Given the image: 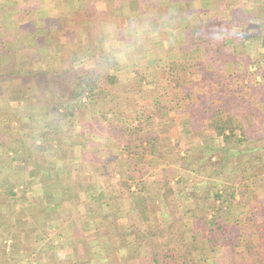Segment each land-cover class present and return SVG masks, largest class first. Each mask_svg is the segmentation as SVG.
<instances>
[{
	"label": "trees",
	"instance_id": "trees-1",
	"mask_svg": "<svg viewBox=\"0 0 264 264\" xmlns=\"http://www.w3.org/2000/svg\"><path fill=\"white\" fill-rule=\"evenodd\" d=\"M192 2L193 0H186L187 4ZM20 4L21 0H11L0 7V30L4 32L0 33V120L5 123L4 127L0 123V179L1 174H7L8 179L11 175L18 177L9 179L12 182L7 187L3 184L0 188L6 209H15L18 192L23 191L30 196L24 202L25 206H33L39 211L34 214L37 216L38 228L46 227L44 221L48 218L47 213L54 208L51 204L62 202L66 209L81 205L75 198L73 202L62 201V196L57 191L58 186L65 187L59 180L66 171L65 166L77 159L91 160L95 164V175L98 174L100 179L91 182L92 173L83 174L84 180L79 184V191L81 188L86 195L81 203L85 206L92 203L96 211L80 217L69 214L70 222L67 223V219L63 221L64 226L72 224L71 228L77 239L86 238L84 236L87 235L89 246L96 242L104 247L114 242L117 248L125 249L127 239L124 238L128 236L123 223H120L124 217L131 220V225L133 223L135 226L133 233L136 232L141 241L136 257L132 256L135 259L133 264L187 262L191 255L194 256L187 249L188 233L194 241L203 238L207 242V249L198 251L199 255L194 256H199L196 264L208 262L205 258L206 252L221 253L222 246L226 243L231 247L235 258L243 264H264V199L257 205L249 200L253 193L264 189L263 120L255 126V122L250 123L247 115H231L228 112L229 104L235 100L234 95L218 107L203 109L211 113V126L217 132L218 138L222 139L223 145L217 147L215 141L211 145L205 141L203 157L190 163L197 164V168L193 169L200 173L208 157L214 156L219 163L211 164V174L214 177H223L221 181H215L208 176L199 183L198 186L202 187L182 196V201L193 206L190 207L191 216L189 215L191 226H187L188 213L181 214L179 218L180 201L175 198L170 183L163 180L158 188L159 194L154 196L149 194L144 176H140V166L153 169L152 159L157 158L160 152L158 136L153 135L150 129L151 114H147V110L137 112L134 108V112L124 114V111H119L113 104L116 97L109 89L120 83L117 71H125L128 77L129 69L135 65L102 62L106 53L90 56L91 46L85 43H80L75 50H65L64 45L58 41L63 28L60 22L57 20L45 23L42 28H38L35 22L26 20L25 16L30 17V10ZM71 8V13H77L73 6ZM78 11L92 13L89 8H78ZM13 13L21 16L17 19V24L26 25L25 30L19 27V31H26V37L18 36L19 34L14 36V29L5 25V21ZM192 38L186 39L185 46L182 47L188 53V57L182 56L183 63L167 66L169 80L174 76L186 79L191 74L187 70V62L190 58L194 60L191 52H196L205 43V39ZM260 40L264 49V39ZM193 43L195 45L192 47ZM216 45L223 46L218 42ZM87 57V62L75 67L77 62ZM112 68L115 69L114 73L106 71ZM133 73L134 80H146V76H141L140 69ZM246 78L252 82L254 74L245 76L242 80ZM251 89L246 86L245 94ZM188 92L192 99L194 88H189ZM118 99L122 102L128 100H124L121 95ZM155 106L162 111L160 104ZM252 106L249 103L243 114L247 112L255 117L264 114V110L256 111ZM11 108L25 110L23 113L11 112ZM100 108L101 113L97 112ZM142 108L145 109L144 106ZM85 109L92 113V117L87 123H81L79 116ZM14 121L13 126L11 123ZM82 124L83 130L78 135L81 137L79 143L73 141L72 137L63 135L67 126L76 129L78 125L82 127ZM10 128H15V132ZM74 135L77 136V133ZM102 144L108 146V149H101ZM113 147L122 154H127V157L113 158L110 152ZM115 162L118 165L111 169ZM49 179L52 186L47 189L43 183ZM123 190L128 194L129 210L122 216L119 202L124 198ZM94 191L97 193H93ZM103 192H107V195H103ZM239 208L244 212L242 219L240 215L233 214V210ZM1 214L5 215L3 212ZM6 215L9 218L16 216L11 213ZM258 215L262 218L259 226L256 223ZM99 219L102 220L99 224L104 221L109 227L104 226L103 230L96 228V233H90L88 227L97 226ZM77 222L84 229L82 236L78 235L80 227ZM165 223L167 225L164 231L161 226ZM178 223L179 230L175 228ZM245 223L255 228L254 235H250V242L242 232L238 233L241 225ZM51 225L55 226L52 222ZM11 243L7 246L3 239L0 240L2 258L10 263L15 261L21 244L18 237L13 238Z\"/></svg>",
	"mask_w": 264,
	"mask_h": 264
},
{
	"label": "crops",
	"instance_id": "crops-1",
	"mask_svg": "<svg viewBox=\"0 0 264 264\" xmlns=\"http://www.w3.org/2000/svg\"><path fill=\"white\" fill-rule=\"evenodd\" d=\"M27 1L31 2V6L34 7L35 17L30 20L35 22L38 28H42L45 23H52L57 20L60 22L63 27L59 36L61 44L80 39V33L82 32L80 24L91 23L93 44L90 45V56L105 52L106 57L102 62L112 65H135L129 69L130 76L128 77L125 71H117L120 83L115 85L119 88L115 94V101H122L118 99L120 95L124 97V100L128 99L123 102L134 103V105L149 101L148 111L151 113V118H156L161 112L160 108L155 105H163L161 92L163 93V85L166 84L175 92V96L171 95V97L173 99L178 97L180 104L186 103L189 105L190 100L195 104L198 103L195 99L201 98L199 103H202L203 106L218 107L223 101L234 95L235 100L229 104L228 112L231 115L236 117L247 115L250 123L255 122V126L260 124L261 120L264 123V114L256 117L247 112L243 114V110L246 109L244 104H253V109L255 108L257 111L260 105L259 102H261V105L264 102V49L260 40L264 39V0H193L189 4L186 3V0H66V3L68 1L72 2L69 4L70 7L92 10L91 14L88 10L82 14L72 13L70 17L60 9L66 4L65 0ZM8 3V0H0V7ZM97 22L105 27V29L101 28L102 31L99 30L101 37H99L96 29ZM39 23L42 25H39ZM190 37L205 39V43L200 49L191 52L194 60L190 58L191 60L187 62V70L191 74L186 79L175 78L174 76L169 80L166 72L167 66L169 64L180 65L183 63L182 56L188 57V53L182 47L185 46V40L191 39ZM101 40L104 41L102 45L100 44ZM206 40L212 44H206ZM217 42L223 44V46H217ZM194 45L193 43L191 46ZM88 59L87 57L85 60H81L79 62L81 66ZM139 69L141 76H146V80L142 82L134 80L135 74L133 72ZM106 71L114 73L115 69H106ZM253 74L252 82H249L247 78L244 81L242 80L243 77H250ZM207 86L212 89L211 94L203 92L202 97L200 93L197 95L196 92L199 91L196 89ZM246 86L252 88L247 90V94L244 91ZM153 87L154 91H152ZM189 88H194L192 99L189 97L190 92H187L186 95L183 94L186 89L189 91ZM143 89L145 90L143 91ZM246 97L250 100L246 101ZM258 110L261 112L264 107ZM204 114L205 126L201 128L204 131L201 132L200 130L197 133L204 135L202 138L206 140L211 138L215 141L217 147H221L223 145L222 139L218 138L217 132L210 123L211 113L204 112ZM253 114L257 113L253 112ZM187 116L190 119V114H187ZM162 132L163 130L152 131L153 135L158 137L163 136ZM171 133H173V129ZM158 140L160 142V139ZM201 140L196 144L200 143ZM252 147L255 148L254 145ZM184 154L181 153L180 156L185 158ZM89 163L93 167L95 166L91 160L79 159V162H75L76 178L74 181L72 179L69 181L73 173L72 167L65 166L66 171L61 174V179H59L65 187H57V191L59 190L62 196V201L73 202L75 198L76 202L81 205L66 209L63 207L62 202L55 205L51 204L54 208H51L47 213L48 218L45 220L46 222L44 221L46 227L43 226L41 229L38 228L37 216L34 215L38 210L33 206L28 207L24 204L27 198H30L29 195L27 196L23 191H20L21 194L18 192V202L15 204V209L9 210L6 209L7 205L3 203L4 199L2 192H0V240L3 239L4 244L10 246L12 239L18 237L21 243L15 261L11 263L9 260L5 261L2 258V252H0V264L33 263L36 252L38 253L37 246L41 242L39 239L46 238V235L43 234L45 231L57 229L55 227L58 225L53 227L51 222L55 224L54 219L59 214L65 216L68 220L67 223H69V214L73 217H80L83 214L96 211V207L92 206H90L92 209H86L85 204L81 203L86 195L81 191V188L79 191V184L84 180L83 174L92 172ZM6 175L1 174L0 188L3 184L7 187V184L12 182L9 179L18 178L11 175L8 179ZM51 186L52 182L50 186L44 187L49 188ZM36 187L39 188L40 186ZM93 193L96 194L97 192L94 191ZM103 195H105V192H103ZM68 196L70 197L68 198ZM47 201L49 200L47 199ZM6 213L16 216L9 218ZM98 215L101 216V214ZM101 221L98 220L97 226L88 227L90 233L96 232V228H98L97 230H103L105 227H109L104 221L103 224H99ZM122 226L125 227V225ZM71 227L72 224L65 226L73 232ZM82 238L80 237L75 242L77 245L79 243L85 244L89 248L84 254L78 252L73 255L68 254L69 256L61 257L55 263L44 257L46 259L45 264H108L114 253L111 248H116L115 243L111 242L107 246L101 247L100 244L98 245L95 242L92 246H89L88 240ZM47 247L49 248L48 245ZM50 247L57 248L53 240ZM103 248L107 251L104 252ZM125 250L126 248L122 250V253Z\"/></svg>",
	"mask_w": 264,
	"mask_h": 264
},
{
	"label": "rangeland",
	"instance_id": "rangeland-1",
	"mask_svg": "<svg viewBox=\"0 0 264 264\" xmlns=\"http://www.w3.org/2000/svg\"><path fill=\"white\" fill-rule=\"evenodd\" d=\"M10 1L11 0H8V2H10ZM65 3H66V0H65ZM70 3H72V2L68 1L66 4H64V5L62 4L63 6L60 8L64 12V14L67 16L69 15V17L72 14L71 13L72 8L69 5ZM20 6L26 7V8L28 7V9L30 10L31 16H30V18L28 17V15L25 16L26 20L33 19L35 17L34 13H33L34 7L31 6V2H29L27 0H21ZM11 12H13V11H11ZM74 12L79 13L78 8L75 7ZM81 13H79V14H81ZM16 14L13 13L12 17L10 19H7L6 21L3 19L6 22L5 25L10 27L11 29H14V31L16 32V33L14 32V36H16V34H19L18 36H25L27 33H26V31H23V30H25L24 26L26 27V25L23 26L21 23L17 24V19L21 18V16L16 15ZM89 14H91V13H89ZM0 22H1V19H0ZM39 25H42V24L39 23ZM19 27L23 30L19 31ZM102 27L105 29L104 25L97 22L96 29L98 30V34H99V30L102 31V29H101ZM80 29L82 30V32L80 33V39L70 40L68 43L64 42V44L62 43L64 45L65 50H75L80 43L81 44L85 43V44H88L89 46L93 44V39L91 38V36H93V35H91L92 24L91 23H81ZM1 30H0V33H4ZM57 35H58V33H57ZM99 37H101L100 34H99ZM57 40H58V38H57ZM58 41L61 43L60 38ZM100 44L102 45V44H104V42L101 41ZM78 66H81V63L77 62L75 64V67H78ZM168 84L170 85V83H168ZM163 86H164L163 93L161 91L160 92H161V97L163 99L164 105L160 106V107H162V111H160L161 114L156 118H153V117L151 118V127L152 128H150V129H152L151 131H153V132H155V130H158V131L163 130V132H162L163 136L158 137V139H160L159 156L157 158L152 159V162L154 165L153 169L149 170L147 168V166H145V165L140 166V169H142V170H140V173H141L140 176H142V175L144 176L145 181H147V183H148L149 194H152L154 196L159 194L158 188L160 187V184L163 180L166 182H169L170 185L173 187V190H174L173 193L175 194V198H177L178 201H180L179 212H178L179 218H180L181 214L188 213V215H186V225L191 226L189 215L191 216V211H190L191 208L190 207H193V206H192V204L190 205L189 202L182 201V196L186 195L185 194L186 192H190L195 188L202 187V186H198L199 183H201L203 180H206V177H208V176H209V178H213L215 181L216 180L217 181L222 180V178L217 177V176L214 177L213 174H211L213 172V168L211 167V164L212 163H219L217 161L218 159L216 157L209 156L207 159L208 163L204 162V168H202V172H200V173L195 172V170L193 169L194 167L196 169L198 165L197 164L193 165V163L192 164L190 163V162L195 161L196 159H201L203 157V149L204 148H202V147L204 146L203 144L205 143L206 139L202 138V137H204V135H200L197 132L201 130L202 126H205V121H204V115L205 114H204V112H208V111H203V109H207L208 106H203L202 103H199L201 101V98L195 99L196 101H198V103H195V104L192 102L189 105L186 103L180 104L178 101V99H179L178 97H175L174 99L171 97V95L175 96L174 90L172 91V89H170V87H168L166 84ZM118 90H119V88H117L116 86L109 89V91L113 94H116L118 92ZM144 90L145 89H143V91ZM150 90H152V89H150ZM154 90L155 89L153 87L152 91H154ZM196 90L199 91V92H196L197 95H199L198 93H200V96L201 95L203 96L204 95L203 92H206V94H209V93L211 94L210 91L212 89L209 86H207V87H202V88L196 89ZM187 92H188V90L187 91L185 90L183 94L186 95ZM167 98H169V99L167 100ZM245 100L249 101L250 99H247V97H246ZM113 104L118 107L119 111H120V109H121V111H124V114L132 113L131 112V111H133L132 108L137 110V112H144L145 110H147V114H151L148 111L149 108L147 107V105H149V101L148 102L143 101V104H140V105H138V104L134 105V103L130 104V103L122 102V101H118V102L114 101ZM132 105H134V107H132ZM244 105L246 108L248 107V104H244ZM143 106L145 109L142 108ZM214 107H217V106H214ZM260 107L262 108V107H264V105L260 104L258 106V109ZM15 109L16 108H11L10 111L11 112L12 111L13 112L18 111V113L19 112L23 113L25 110L24 108H20V110L19 109L15 110ZM246 111H248V110H246ZM97 112L101 113V108ZM99 113H98V116H99ZM143 114L145 115V113H143ZM187 114H190V119L188 118ZM91 115H92V113H90L88 109H85L80 113L79 120L81 121V123H87V121H89L91 119V117H92ZM186 121H188V122H186ZM0 123H1V126H3V127L5 126V123L2 120H0ZM11 124H13V126H14L15 121ZM135 124H137V123H135ZM10 129H12V131L15 132V128H10ZM172 129H173V133H171ZM82 130H83V124H82V127L80 125H78L76 129H74L71 126H67L63 131V135L70 136V137H72L73 141L79 143L81 141V137H79L78 135L80 134V132ZM203 131L201 130V132H203ZM76 133H77V136L74 135ZM13 139H10V140L13 141ZM199 140H201L200 143L196 144ZM206 143L211 145L214 142L210 138V140H206ZM100 148L103 150H107L108 146H105L102 144L100 146ZM110 150H111L110 151L111 155L115 159L117 157H123V156L127 157V154H125V155L122 154L121 151H119L118 149H115L114 147L110 148ZM181 153H185L184 154L185 158H182L180 156ZM210 155H212V154H210ZM190 159H192V160H190ZM157 160H159V161H157ZM187 161H189V163ZM75 162L76 163L79 162V159H77ZM75 162L74 163L72 162V165H70V166L66 165V167L68 166V168L72 167V170H73V173H72L69 181L71 179H72V181H74L76 178V174H75L76 170L74 168ZM159 162H161V163H159ZM195 163H197V162H195ZM89 165H90V163H89ZM117 165H118V162L112 163L111 169H114L115 166H117ZM89 167L92 171L91 172L92 176L90 177V181L91 182H97L100 179V177L98 176V174L95 175V169H93L94 167L92 165H90ZM44 185L50 186L51 185L50 179L47 180V182H45ZM203 188L205 189V187H203ZM19 193L21 194V192H19ZM123 193H124V198L119 202L120 213L122 214V216L124 214H126L129 210V200L127 198L128 194H127L126 190H123ZM105 195H107V192H105ZM69 197L70 196H68V198ZM189 197H190V195H189ZM79 199H81V198H79ZM262 199H264V189H261L259 191H256L255 193H253L249 200H250V202L253 203V205H257L260 201H262ZM185 204L189 205V207L186 206ZM90 206H92V203H88L86 205V207H87L86 209H88V210L92 209ZM243 213L244 212L241 210V208L233 210V214L240 215L241 219L243 218V216H242ZM68 218H69V216H68ZM64 219H66V217L63 216L62 214H59L57 216V218L54 219L55 225H58L55 227L57 229L56 230L52 229L50 231H45L43 233L44 235H46V238L45 239H39L41 242L39 243L40 245L37 246L38 253L36 252V255H35L36 258H34L35 261L33 263L45 264L46 259H44V257L51 259V261L53 263H55V262H58V259H61V257L63 258L68 254L73 255L77 252L84 254L85 251H88L89 248L85 244H83L84 248H83V245L81 243H79L78 245L76 244L77 238L74 236V232L70 231L68 228H65V226L63 225ZM121 219L122 220L120 221V223H123V225H125V227H124L125 233L128 236V238H127L128 240L126 241V245L124 246L126 248V250L122 253V250L124 248L119 249L116 247L115 249H113V247H112L111 250H113L114 253H113V256L110 258V260L108 261V264H133L135 261L134 257H136V255L138 253L137 250H139V248H141L140 247L141 245H139L141 243L140 236H138L136 232L133 233L135 226H133V223L131 225V220L129 218H124V217ZM261 219H262L261 216L258 215L257 220H256V223H258V226L261 225L260 224ZM78 225L80 227L78 229V231H79L78 235L81 234V236H82V234L84 233V229H82L80 223ZM166 225L167 224L165 223V225L161 226L164 231L166 229ZM175 225H176L175 228L179 230L180 224L178 223ZM237 230H239V229H237ZM174 231H176V230H174ZM240 232H242V234L244 236H246V240L248 242H250L252 240L251 236H253L255 233V228L252 227L251 224L245 223V224L241 225L240 231L238 233H240ZM86 233H88V232H86ZM94 233H96V232H94ZM172 234H174V232H172ZM187 236H188L187 237L188 241L186 242L187 249L189 252H192L194 254V256L197 254L199 255L198 251L203 250V249H207V242L205 239L199 238L196 241H194L190 237V233H188ZM84 237H86V239L89 238V236H87V235ZM52 240L54 242V245L57 246L56 249H53L50 247ZM246 240L244 243H246ZM145 244H146V241H145ZM47 245L49 246V248L47 247ZM103 250H104V248H103ZM106 251L104 250V252H106ZM221 251H222L221 253H219V251H217L218 253H216V254H211L209 252H206L205 258H207L208 262L203 263V264H243L239 259L237 260V258H235V256L231 253V247L229 246L228 243H226L222 246ZM132 256H134V257H132ZM194 256L191 255V258H189V260H187V262L186 261H184V262L178 261L177 264H196V260L199 258V256H197L196 258ZM229 258H230V260H228ZM33 263H29V264H33Z\"/></svg>",
	"mask_w": 264,
	"mask_h": 264
}]
</instances>
